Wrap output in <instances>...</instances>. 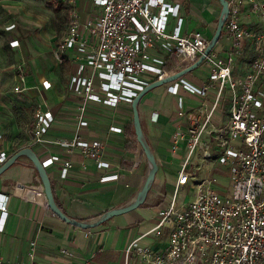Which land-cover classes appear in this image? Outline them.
<instances>
[{"label": "built area", "instance_id": "built-area-1", "mask_svg": "<svg viewBox=\"0 0 264 264\" xmlns=\"http://www.w3.org/2000/svg\"><path fill=\"white\" fill-rule=\"evenodd\" d=\"M93 13L81 20L76 0L64 38L63 49L75 51L76 68L69 87L78 97L77 129L72 137L47 134L54 122L51 109L35 111L34 142L56 143L68 153L80 150L103 161V143L82 136L89 126L91 102L118 106L132 103L147 85L179 71L170 66L171 58L181 57L194 63L207 49L210 40L202 30L182 34V2L172 0H89ZM243 0H229V14L222 36L228 44L225 54L214 47L202 64L209 68L207 78L196 84L185 75L167 82V90L176 94V109L187 117L173 137V151L183 150L181 168L174 189L158 208L157 224L132 240L126 249V263L137 254L143 264H264V29H251L240 19ZM253 11L264 19V0H248ZM177 26L169 31L170 17ZM250 43L254 56L245 73H239L237 59ZM18 45V40L12 42ZM15 91L26 84L19 75ZM24 84V85H22ZM46 87L50 86L47 81ZM198 102L185 107V97ZM227 120H215L219 106L226 102ZM112 130L121 131L118 126ZM12 152L0 127V166ZM48 168L57 157L41 158ZM73 163L66 161V175ZM116 175H108L110 178ZM195 197L180 199L184 191ZM9 195L0 193L3 221L8 215ZM4 222L0 224L3 228ZM155 233L168 242L162 248L142 244L145 236ZM36 240L30 243L29 263L0 259V264H38L34 254ZM69 257L67 249L62 250ZM82 264H93L85 260Z\"/></svg>", "mask_w": 264, "mask_h": 264}, {"label": "crops", "instance_id": "crops-1", "mask_svg": "<svg viewBox=\"0 0 264 264\" xmlns=\"http://www.w3.org/2000/svg\"><path fill=\"white\" fill-rule=\"evenodd\" d=\"M178 1L182 2L181 33L202 30L209 39H212L216 30L214 22L219 20L221 13L220 1ZM68 3L71 12L73 5L69 0ZM76 6L80 10L81 20H86L93 13L89 0H76ZM240 19L244 26L251 29H264V19L253 11L248 0L242 1ZM169 22L168 29L173 31L177 26L176 17L171 16ZM223 37L221 35L215 47L225 54L228 44L221 41ZM15 40H18L17 46L22 45L19 38L11 39L10 44L13 45L12 42ZM72 54L74 59L72 67L74 66L75 70V53ZM253 56L254 48L247 43L238 55L236 68L239 73H245L246 66ZM185 64L181 57L169 60V65L177 66L178 70L190 65ZM204 67L202 76L190 74L191 72L185 76L192 82L201 84L209 74V67L205 64ZM39 74L32 80H27L26 84L33 87L28 90L32 94L37 95L38 91L39 96L49 95L48 103L45 100V104L40 106L51 109L55 117L47 138L53 140L57 137L74 136L77 129V95L70 87L68 92L64 93L50 74L47 75V81L51 82V87L45 89L42 84L39 87V78L41 80L46 76L42 74L38 76ZM16 80L19 83L18 77ZM154 90L152 92L150 90L148 98L145 100L143 97L139 103L144 136L160 165L145 201L135 209L111 217L95 227L75 226L61 219L49 207L37 167L28 155H23L0 175V193L9 195L8 215L5 221L0 209V224L4 222L3 228L0 229V259L29 263L32 259L30 243L35 239L34 258L38 264H82L88 259L93 264L126 263V249L129 243L157 224L158 208L164 196L174 189L181 168L183 150L178 148L173 151V137L179 126L185 127L188 118L180 117L178 114L176 120L168 117L164 107L165 98L171 96L176 102L178 96L169 92L165 84ZM186 100L198 105V102L189 96L185 97ZM227 104L223 103L222 115L215 119L216 121L226 122L229 107ZM37 108L39 107H35V111ZM175 110L177 112V109ZM88 117L89 126L82 129L81 134L85 138L103 143L101 159L109 163V166H100L95 157L84 155L80 150L68 153L63 146L56 143L46 145L35 143L33 135L35 116L30 143H24L19 137L12 142L9 141L6 128L0 123L12 154L17 148L31 146L41 158L48 155L57 157L56 162L47 168L55 200L68 215L86 221L97 219L110 210L131 204L143 187L150 168L148 158L137 139L132 103L123 101L118 106H111L93 101L89 107ZM111 126H118L122 130H112ZM21 130L22 127L15 123L13 132L19 133ZM66 161L73 163V167L64 175ZM116 174L117 176L106 178L108 175ZM151 209L155 212L153 216L149 215ZM147 217H150L151 222H146ZM167 237L151 233L143 238L142 244L160 249L168 242ZM63 249H67L73 255L69 257L62 251ZM130 264L143 263L137 254L133 253Z\"/></svg>", "mask_w": 264, "mask_h": 264}, {"label": "rangeland", "instance_id": "rangeland-1", "mask_svg": "<svg viewBox=\"0 0 264 264\" xmlns=\"http://www.w3.org/2000/svg\"><path fill=\"white\" fill-rule=\"evenodd\" d=\"M69 13L68 0H0V123L6 128L11 142L17 137L24 143L32 141L35 107H40L45 104V100L47 103L49 100V95L44 97L39 96L38 91L37 95L28 91L33 89L30 85L21 91H15L14 86L18 84L16 79H20V73H24L26 81L35 78L38 73L46 75L38 80L39 87L42 84L45 89L51 87V82L49 87L45 86L47 75L50 74L59 89L64 93L68 92L69 77L74 72L72 53L75 51L64 50L62 45L69 24ZM217 25L218 21H215V29ZM14 38H19L22 45H11L10 40ZM221 41L225 39L221 38ZM204 70V64H201L190 74L202 76ZM54 80L51 79L55 82ZM151 92L144 95L145 100ZM190 105L197 106L186 100V109ZM222 106L223 103L216 111L215 119L222 115ZM164 107L168 117L176 120V102L171 96L165 98ZM15 123L22 127L21 132H13ZM184 197L193 199L195 191L182 192L180 199ZM149 215H155L153 209L149 211ZM147 221L151 222L150 217L146 218Z\"/></svg>", "mask_w": 264, "mask_h": 264}, {"label": "water", "instance_id": "water-1", "mask_svg": "<svg viewBox=\"0 0 264 264\" xmlns=\"http://www.w3.org/2000/svg\"><path fill=\"white\" fill-rule=\"evenodd\" d=\"M221 3V13L220 17L218 20V25L215 30L213 38L210 40V43L207 46V49L205 50L204 54H202L194 63L184 67L183 69L173 73L172 75L165 77L163 79H157L153 82H151L149 85H147L144 89H142L135 97L132 102V107H133V119H134V125H135V130H136V135L139 143L141 144L147 158L149 161V171L147 178L145 180V183L143 187L140 189V191L137 193L135 196L133 202L125 207L119 208V209H113L110 210L97 219L93 220H80L77 218H74L70 215H68L63 209L57 204L55 197H54V192H53V187H52V181L51 177L49 175L48 169L43 165L40 157L38 156L37 152L31 147V146H26L22 147L21 149L17 150L14 152L8 159L7 161L0 166V175L6 171L9 167H11L21 156L23 155H28L35 166L37 167L39 174L42 178L44 188L46 191V196H47V202L49 207L54 211L56 215H58L61 219H63L66 222H69L75 226L82 227V228H92L97 225L102 224L103 222L107 221L111 217L117 216L119 214H123L126 212H129L139 205H141L149 192V189L154 182L155 176L157 175L160 165L153 154L145 136H144V131L141 123V118H140V110H139V103L144 97L146 93H148L150 90L157 88L161 85L166 84L167 82H170L172 80H175L179 78L180 76L186 75L187 73L191 72L194 70L196 67L200 66L206 55L210 53V51L216 46L218 43L222 32L224 28L225 21L228 17L229 14V0H219Z\"/></svg>", "mask_w": 264, "mask_h": 264}, {"label": "trees", "instance_id": "trees-1", "mask_svg": "<svg viewBox=\"0 0 264 264\" xmlns=\"http://www.w3.org/2000/svg\"><path fill=\"white\" fill-rule=\"evenodd\" d=\"M18 149H20V148H17L16 150H18Z\"/></svg>", "mask_w": 264, "mask_h": 264}]
</instances>
